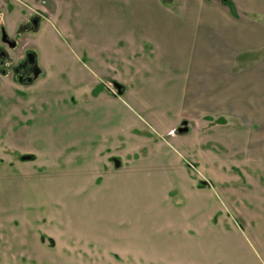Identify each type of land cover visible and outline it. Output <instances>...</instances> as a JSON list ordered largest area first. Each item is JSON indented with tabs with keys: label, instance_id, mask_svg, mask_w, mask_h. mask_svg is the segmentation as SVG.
Masks as SVG:
<instances>
[{
	"label": "rangeland",
	"instance_id": "rangeland-1",
	"mask_svg": "<svg viewBox=\"0 0 264 264\" xmlns=\"http://www.w3.org/2000/svg\"><path fill=\"white\" fill-rule=\"evenodd\" d=\"M149 1L0 0L17 42L0 63V264H264V161L126 89L142 74L120 62L126 21Z\"/></svg>",
	"mask_w": 264,
	"mask_h": 264
},
{
	"label": "crops",
	"instance_id": "crops-1",
	"mask_svg": "<svg viewBox=\"0 0 264 264\" xmlns=\"http://www.w3.org/2000/svg\"><path fill=\"white\" fill-rule=\"evenodd\" d=\"M160 4L137 2L126 21L120 62L142 73L126 89L141 84L145 103L175 122L220 121L241 138L238 152L264 161V0H178L171 13Z\"/></svg>",
	"mask_w": 264,
	"mask_h": 264
},
{
	"label": "flooded vegetation",
	"instance_id": "flooded-vegetation-1",
	"mask_svg": "<svg viewBox=\"0 0 264 264\" xmlns=\"http://www.w3.org/2000/svg\"><path fill=\"white\" fill-rule=\"evenodd\" d=\"M37 24H38V18L35 16H30V17H28L27 22L21 26V29L24 32H27L31 28H35L37 26ZM0 44H1V47H0V63L2 64L3 62L8 60L7 59L8 54H7L6 50L16 48L17 42L13 41L7 35L5 30L1 29V31H0ZM35 64H36V55L29 50L24 51L23 61L17 67V69H15V71L13 73V81L15 82L16 75H21L24 78H31L32 82H33L35 75H36ZM1 72L4 73V70H2ZM16 84H18V83H16ZM26 84H30V83H24V84H18V85H26Z\"/></svg>",
	"mask_w": 264,
	"mask_h": 264
},
{
	"label": "water",
	"instance_id": "water-1",
	"mask_svg": "<svg viewBox=\"0 0 264 264\" xmlns=\"http://www.w3.org/2000/svg\"><path fill=\"white\" fill-rule=\"evenodd\" d=\"M15 82L18 84L31 83L32 79L31 78H24L21 75H16ZM184 132H187V128L181 127L178 129V133H184Z\"/></svg>",
	"mask_w": 264,
	"mask_h": 264
}]
</instances>
